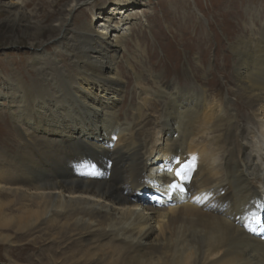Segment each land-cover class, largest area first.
Here are the masks:
<instances>
[{"label": "bare ground", "instance_id": "bare-ground-1", "mask_svg": "<svg viewBox=\"0 0 264 264\" xmlns=\"http://www.w3.org/2000/svg\"><path fill=\"white\" fill-rule=\"evenodd\" d=\"M144 1L68 0L48 20L36 18L35 0H0V18L6 8L24 24L33 49L27 80L8 94L0 84L21 137L0 142V243L9 247L0 264H20L13 249L37 240L40 264H264V245L245 228L247 218L264 221V14L227 41L234 98L159 75L152 89L135 76L134 102L120 113L116 61ZM47 26L55 34L45 40ZM184 161L186 196L139 199Z\"/></svg>", "mask_w": 264, "mask_h": 264}, {"label": "rangeland", "instance_id": "rangeland-1", "mask_svg": "<svg viewBox=\"0 0 264 264\" xmlns=\"http://www.w3.org/2000/svg\"><path fill=\"white\" fill-rule=\"evenodd\" d=\"M35 2L37 7L41 6L36 18L44 16L49 20L52 15H60L68 8V0ZM82 2L81 8L88 2L101 4L102 0ZM144 3L131 10L124 50L120 51L116 61L124 82L118 111L128 112L134 102L135 76L152 89L150 80L159 75L181 89L202 85L206 94L234 98L233 94L239 91L233 86L232 53L227 41L235 31L248 28L250 21L259 28L264 14V0H145ZM250 6L258 14H251ZM3 9L0 18V84L4 88L1 85L0 88L8 94L10 84L15 83L17 77L27 80L28 58L33 49L29 48L31 31L27 33L24 24L10 22L8 12ZM83 12V17L90 18L88 11ZM76 21L74 17L72 22ZM44 32L45 40L55 34L49 26ZM50 45L45 47L48 54L53 52ZM58 59L67 61L66 57ZM191 90L196 92L195 88ZM9 106L8 101H2L0 107V142L4 140L3 147L8 148L21 140ZM100 175H103L102 171ZM42 244L43 241L37 240L34 248L16 247L11 255L20 264L32 261L40 264ZM6 248L9 249L0 243L2 262ZM29 255H34V258L30 260Z\"/></svg>", "mask_w": 264, "mask_h": 264}, {"label": "snow or ice", "instance_id": "snow-or-ice-1", "mask_svg": "<svg viewBox=\"0 0 264 264\" xmlns=\"http://www.w3.org/2000/svg\"><path fill=\"white\" fill-rule=\"evenodd\" d=\"M187 167H188V165H183L181 167V169L177 171L176 175L181 177V179H183L184 178V172L187 169ZM172 187L175 188V187H177V185L173 184Z\"/></svg>", "mask_w": 264, "mask_h": 264}]
</instances>
